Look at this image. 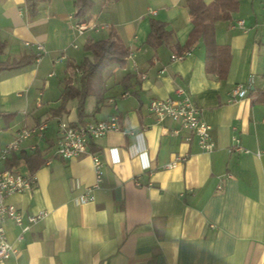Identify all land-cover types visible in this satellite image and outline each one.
Masks as SVG:
<instances>
[{"label":"crops","instance_id":"0c3cea01","mask_svg":"<svg viewBox=\"0 0 264 264\" xmlns=\"http://www.w3.org/2000/svg\"><path fill=\"white\" fill-rule=\"evenodd\" d=\"M239 8L240 1L229 20L214 25L219 73L208 70L201 39L182 59H170L188 43L186 0H93L81 20L72 17L73 0H48L34 16L25 0H0V148L20 127L47 121L42 136H29L1 165L33 173L35 185L6 197L28 227L19 239L20 226L4 221L16 250L0 264H264V12L239 17ZM150 18L171 31L156 49L146 42ZM238 18L243 27L232 26ZM78 23L86 25L82 32ZM111 36L128 49L125 65L106 67L103 99L97 104L90 93L83 119L116 115L119 128L88 144L103 173L93 197L81 202L95 182L89 153L52 156L58 120L80 123L76 99L63 102L62 92L68 78L78 83L73 66L91 58L85 41ZM38 43L44 51L36 60ZM250 75L247 94L233 97L235 84ZM178 87L209 124L212 150L148 110L153 99L177 97ZM162 127L179 129L163 134ZM233 135L247 152L227 151ZM175 156L184 159L166 167ZM39 211L45 214L29 222Z\"/></svg>","mask_w":264,"mask_h":264},{"label":"built area","instance_id":"2783aa9c","mask_svg":"<svg viewBox=\"0 0 264 264\" xmlns=\"http://www.w3.org/2000/svg\"><path fill=\"white\" fill-rule=\"evenodd\" d=\"M243 22L244 20L242 18H238L232 26L237 25L239 27H243ZM76 27L79 32H82L86 28V25L78 23ZM37 49L38 52L36 60L39 59L41 53L44 51V48L40 43L37 44ZM190 50V48H187L181 53H172L170 55V59H182L190 53ZM163 71L164 69L162 68L160 72ZM141 76L143 77L144 75ZM252 81L253 75H250L245 82L235 84L231 90V95L233 97L245 96L249 91ZM176 93L177 97H165L151 100L148 104V110L153 113L158 120L169 117L179 124V128H186L193 131L197 136L199 147L206 151L212 150L214 144L210 139L209 124L202 119L199 106L184 92L181 87L176 89ZM108 101L112 102L113 99L109 98ZM46 126V120L40 121L32 126H22L16 131L14 138L0 148V260L8 258L16 250L7 240L3 225L4 221L8 219L20 226L21 233L18 235L19 239L21 238L22 232L28 227L27 224L22 222L19 209L13 203L6 202V197L15 192L29 191L35 185V175L33 173L23 174L1 167V165L5 160H7L9 154L18 149L21 143L29 136H42ZM118 128L119 125L116 115H111L107 119L96 120L83 124H71L64 120H58L57 137L52 156L69 158L89 153L93 162L95 182L91 186L84 188L79 196V200L81 202L93 197L92 190L99 186L103 173V165L99 154L96 152H88V144L93 139L101 138L107 131L117 130ZM179 128L171 130L168 127H162V133H177ZM32 148H35V146H32ZM227 151L247 152L248 149L240 143L237 136L233 135L231 143L227 147ZM183 159L184 156H175V158L165 164V166L172 167ZM49 160H51V158L47 159V161ZM44 214V211L31 214L28 216V221L32 222L37 218L42 217Z\"/></svg>","mask_w":264,"mask_h":264},{"label":"trees","instance_id":"16d2710c","mask_svg":"<svg viewBox=\"0 0 264 264\" xmlns=\"http://www.w3.org/2000/svg\"><path fill=\"white\" fill-rule=\"evenodd\" d=\"M27 12L30 16H34L41 8L43 3L48 0H25ZM93 0H73L72 17L75 20H81L89 13ZM239 0H211L206 3L205 0H186V7L191 16V29L189 32L188 43L183 46L173 48V53H181L190 43L196 39H201L205 46V59L207 61L208 70L210 72L218 70L220 73V64L215 62V58L220 54V46L215 38V22L219 20H229L234 12L237 11ZM171 38V31L167 29L164 21L156 18L149 19V32L146 42L154 49L162 43L167 42ZM0 45V52H1ZM83 50L91 53V58L84 57L80 63L73 66L80 69L81 74L77 85L72 84V78H68L63 92V102L70 98L76 99V111L79 122L84 123L85 99L95 91L96 103L102 101L105 87L103 71L112 64L117 66L125 65V57L128 53L127 47L117 37H109L106 39H87L83 45ZM35 54L34 59H36ZM6 65V64H4ZM0 62V69L4 67ZM21 65V62L5 67H15ZM222 73V71H221ZM129 77V73L125 75V79ZM138 77V76H137ZM96 104V108L98 105ZM61 105L59 108H63ZM57 109L55 110V112ZM35 152H38L36 150Z\"/></svg>","mask_w":264,"mask_h":264},{"label":"rangeland","instance_id":"374dc122","mask_svg":"<svg viewBox=\"0 0 264 264\" xmlns=\"http://www.w3.org/2000/svg\"><path fill=\"white\" fill-rule=\"evenodd\" d=\"M240 1V8H239V17H245V16H241V15H248V14H252V13H256L257 12V8H260L262 12H264V0H239ZM258 13H261V12ZM241 14V15H240ZM82 48V47H81ZM81 50V49H80ZM110 67L109 68H105L103 71V75L106 76L109 74L110 72ZM116 75H119L118 73ZM52 80H55L54 78ZM92 97H90L87 100V109L91 108L92 105Z\"/></svg>","mask_w":264,"mask_h":264}]
</instances>
